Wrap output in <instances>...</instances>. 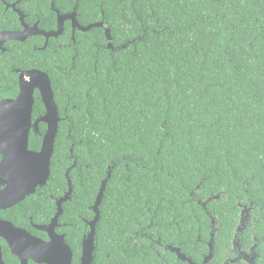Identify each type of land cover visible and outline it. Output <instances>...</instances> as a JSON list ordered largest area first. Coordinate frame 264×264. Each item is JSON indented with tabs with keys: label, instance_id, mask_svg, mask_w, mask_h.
<instances>
[{
	"label": "trees",
	"instance_id": "obj_1",
	"mask_svg": "<svg viewBox=\"0 0 264 264\" xmlns=\"http://www.w3.org/2000/svg\"><path fill=\"white\" fill-rule=\"evenodd\" d=\"M88 3L91 18L102 5L113 45L129 42L110 52L102 48L104 31L83 34L74 72L63 81L79 108L65 109V170L69 134L77 141L73 155L89 165L81 179L71 171L75 202H94L115 161L100 205L95 264L174 263L162 247L130 239L142 226L153 239L174 235L187 252L205 253L206 209L218 225L215 247L232 236L240 205L251 211L245 235H264V0L80 6ZM209 198L202 207L199 200ZM255 264H264V247Z\"/></svg>",
	"mask_w": 264,
	"mask_h": 264
},
{
	"label": "flooded vegetation",
	"instance_id": "obj_2",
	"mask_svg": "<svg viewBox=\"0 0 264 264\" xmlns=\"http://www.w3.org/2000/svg\"><path fill=\"white\" fill-rule=\"evenodd\" d=\"M80 5L81 0H0V109H31L28 147L22 144V138H12L9 144L8 151L14 153L15 160H18L16 164L5 154L7 138L1 137L0 132V202L5 205L10 203L7 208L0 209V264H47L42 258L37 257L36 260L27 258V252L34 248L31 243L34 240L44 244L55 242L40 250L52 248V253L57 258L65 252L64 258L69 251L71 254L69 264H83L82 257L87 249L86 244L88 246L89 243H86V240L92 232V225L95 234L92 260L89 264H95L101 203L99 219L93 224L96 218L95 200L91 204L75 202L74 187L77 178L73 181L71 171L77 170L80 173H77L78 178L81 179V168L89 165L81 163L79 156L73 155V147L77 141L73 140L71 134L67 136L72 140L69 154L71 162L65 170V157L61 153L64 149L63 125L67 120L65 109L79 108L71 104L68 93L64 91L63 81L70 71L74 72V59L77 53L75 47L82 35L93 29H101L105 33L109 26L102 5H98L99 11L96 13L98 18H91L88 15L96 12L92 3ZM98 23L102 25L85 30L88 26ZM107 43L102 48L109 50ZM70 53V61L65 62V55ZM49 88L59 119L49 176L44 179L45 171L41 169L39 161L27 165L28 162L25 163L20 157L30 152L39 153L43 149L47 124L39 119L45 115L46 109H49L42 93V89H45L49 102L51 98ZM24 95L27 97L26 100L23 99L20 104H16L19 97ZM29 95L32 98L30 105ZM65 98L69 99L67 104ZM10 113L11 115L6 117H10L18 124L19 113L13 111ZM67 126L70 124L67 123ZM13 135L19 137L20 133L16 130ZM5 156L8 158L7 163L1 165ZM113 164L115 166V161L107 165V168ZM7 182H11L10 189ZM35 183L32 192H28ZM200 202L202 201L199 200ZM239 207V218L232 236L226 238V234L222 235V244H218L217 247L214 246L216 241L214 236L218 232V225L216 222L213 225L210 222V238L213 233V241L210 243V238L206 241L208 250L205 253L200 248L187 252L181 246L184 241L180 240V243H177L179 245H175L179 239L174 235L169 241L153 239L145 233L146 226L133 232L130 239L136 236L145 238L149 240L151 247L154 244L169 251L180 264H255L260 256V250L264 247V235L258 233L245 235L251 211L248 214L249 207L241 205ZM86 208L89 209L85 213ZM206 213L209 219L214 218L207 209ZM106 252L108 253L107 250ZM159 258L161 263L167 262L165 257ZM175 261L174 263L169 261V264H175Z\"/></svg>",
	"mask_w": 264,
	"mask_h": 264
},
{
	"label": "water",
	"instance_id": "obj_3",
	"mask_svg": "<svg viewBox=\"0 0 264 264\" xmlns=\"http://www.w3.org/2000/svg\"><path fill=\"white\" fill-rule=\"evenodd\" d=\"M97 25H102V23H98L96 25H91L88 26L85 30H89L91 29L92 26H97ZM105 36L106 39L108 41L107 43V48L111 51V52H115L118 51L122 48H125V46L129 43H125V44H120V45H113L112 43V36L110 34V29L107 28L105 30ZM131 43H134V41H130ZM50 89V88H49ZM46 90L42 89V93H43V100L45 101L47 107L49 109H46V113L43 117H41L39 120L43 121L44 123L47 124V131L45 133L44 136V140H43V149H41V151L39 153H27L25 155H21V160H23L25 163H27V165H30V163H33L34 161H39L40 163V167L42 170L45 171V176L44 179L48 178L49 176V171H50V160H51V156L53 154V150L55 149L54 147V140H55V135H56V131H57V123H58V113H57V109L54 106V102H53V98H52V92L50 89V100L49 102H47V95H46ZM26 94V92L24 93ZM30 96V95H29ZM26 95L19 97V99L15 102L16 104H20L19 102H22L23 99L26 100ZM9 104H12L10 102H8ZM14 103V104H15ZM32 103V98L30 96V101H29V105ZM6 104V103H3ZM17 112L19 113L20 116V120H17L18 124L15 123L10 117H6V116H10L11 113L10 112ZM30 113H31V109H0V132H1V137L7 138V144L5 145L6 150L3 148V150H5V154L9 157L10 161L13 162L14 164H16L18 162V160H15L14 157V153L13 152H9L8 150L10 149V141L12 138H22V144L27 148V140H28V128H29V124H30ZM18 131L20 133L19 137H15L13 134L15 131ZM16 146H19L18 143H15ZM8 158L5 156V158L3 159V163L1 162V165H5L7 162ZM114 167V164L112 166H108L107 170H106V176L104 177V179L101 181V185H100V189L99 192L97 194V197L95 199V210H96V218L93 221V224H95V221H97L99 219V205L103 199L104 196V191L106 188V184L111 176V172L112 169ZM18 168V167H17ZM29 172V171H28ZM17 176V175H16ZM17 177H21V175H18ZM11 178V176H10ZM20 178H18L19 180ZM12 181V180H11ZM8 188L10 189L11 186V182H7ZM36 183L33 184L31 186V189H29L28 192H32V190L34 189ZM210 201L209 199H206L202 202H200L203 206H206L207 203ZM8 206H10V203L8 202L7 205L5 204H1L0 202V209H4L7 208ZM248 214L250 212V209H247ZM211 224L213 225V223H215V219L211 218L210 219ZM92 225V224H91ZM92 232L89 235L88 239L86 240V243H88V246L86 244V248L82 257L83 260V264H89L92 260V251H93V237L95 234L94 231V225H92ZM213 229V228H212ZM213 241V233H211V238H210V243ZM32 246L34 248L30 249L27 252V258H32L34 260L38 258H42L45 262H47V264H69L70 260H71V254L68 251V253L65 255V257L63 258V255L65 252L62 253V255L57 258L56 256L53 255L52 253V248H48V250L45 251H41L40 249L47 247L51 244H54L55 242H50L47 244H44L43 242L34 240L31 242ZM212 247V244L210 245V248ZM174 251V250H173ZM211 256V253H210ZM180 257V256H179Z\"/></svg>",
	"mask_w": 264,
	"mask_h": 264
}]
</instances>
